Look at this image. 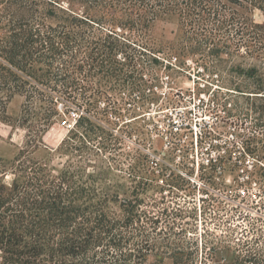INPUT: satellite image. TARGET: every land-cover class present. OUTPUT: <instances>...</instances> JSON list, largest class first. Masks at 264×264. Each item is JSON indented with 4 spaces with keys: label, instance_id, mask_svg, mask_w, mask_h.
<instances>
[{
    "label": "trees",
    "instance_id": "obj_1",
    "mask_svg": "<svg viewBox=\"0 0 264 264\" xmlns=\"http://www.w3.org/2000/svg\"><path fill=\"white\" fill-rule=\"evenodd\" d=\"M254 10L264 16V0H0V120L9 119L7 105L19 95L24 101L15 121L28 128L18 153L0 159L1 264H137L131 251L123 252L133 244L135 221L134 204L118 198L123 184L106 169L86 172L85 159L71 160L95 151L87 144L91 134H105L88 115L96 99L83 96L88 109L75 121L80 134L69 130L50 147L43 132L60 115L58 101L68 109L75 93L88 89L76 72L87 65L105 78L135 80L146 46L179 64L194 55L211 73L252 78L244 89L229 88L264 100V20L256 21ZM156 21L174 25L172 38L150 36ZM98 86L95 97L104 94ZM249 112L255 125L264 124V101L251 102ZM41 146L47 153L32 155ZM246 149L263 153L262 165L249 173L264 182V144ZM51 150L71 158L59 167ZM177 183L171 176L166 184Z\"/></svg>",
    "mask_w": 264,
    "mask_h": 264
},
{
    "label": "rangeland",
    "instance_id": "obj_2",
    "mask_svg": "<svg viewBox=\"0 0 264 264\" xmlns=\"http://www.w3.org/2000/svg\"><path fill=\"white\" fill-rule=\"evenodd\" d=\"M252 16L264 20L258 10ZM173 29L156 21L150 36L170 39ZM139 50L142 73L135 80L105 78L87 65L76 72L88 89L76 92L68 109L57 102L60 115L43 132V142L55 147L69 130L80 134L75 121L88 109L83 96L96 99L88 115L105 134H91L87 144L95 151L83 158L51 150L52 164L85 159L86 172L106 169L123 184L116 188L118 198L131 201L135 214L133 244L123 252L131 251L137 264H264V182L249 173L262 165L263 153L246 149L264 144V124L255 125V115L244 113L251 102L264 100L229 88L244 89L253 79L225 69L222 76L211 73L194 55L179 64L165 51ZM99 82L104 94L95 97ZM23 101L13 97L9 119L0 120L1 161L12 159L27 138L28 128L15 121ZM47 150L41 146L32 155L42 157ZM171 176L178 181L174 186L166 184ZM113 207L126 215L122 205Z\"/></svg>",
    "mask_w": 264,
    "mask_h": 264
},
{
    "label": "built area",
    "instance_id": "obj_3",
    "mask_svg": "<svg viewBox=\"0 0 264 264\" xmlns=\"http://www.w3.org/2000/svg\"><path fill=\"white\" fill-rule=\"evenodd\" d=\"M72 114H74V110H72V112H71ZM214 162V161H213ZM215 163V162H214ZM211 164H212V162H211Z\"/></svg>",
    "mask_w": 264,
    "mask_h": 264
}]
</instances>
